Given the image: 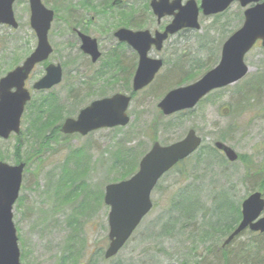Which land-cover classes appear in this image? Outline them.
Here are the masks:
<instances>
[{
	"label": "rangeland",
	"instance_id": "rangeland-1",
	"mask_svg": "<svg viewBox=\"0 0 264 264\" xmlns=\"http://www.w3.org/2000/svg\"><path fill=\"white\" fill-rule=\"evenodd\" d=\"M104 1L94 0L98 13L91 7L82 6L79 0L75 1V10L68 12L59 8L55 12L56 17L49 34L54 47L53 59L67 67L64 81L54 89L56 101L53 104L61 108V114L55 121L57 126H62L65 118L76 117L81 109L95 99L117 92H131L127 79L123 80L121 76L115 79L110 68L105 67L101 79L94 77L100 67L88 66V60L81 56V45H78L76 36L72 34V29L79 26L70 25L63 18H67L70 13L81 14L83 22H87V34L97 39L102 54L109 53L117 45L115 42L111 43L110 33L121 25L123 12L128 13V16L133 15L132 23L129 22V26H126L132 31L147 29L155 32L164 29L172 21L167 17L159 24L147 0H125V6L112 8L108 10L109 14H99L103 8L111 6L112 0H108L107 5ZM187 1L184 0V3ZM195 1L198 4L200 2ZM43 3L46 8L54 11V0H43ZM243 11L240 5L234 3L225 15L211 18L201 16L200 31L170 37L162 54L167 64L148 90L139 93L132 102L129 112L132 120L127 127L100 130L83 137L78 134L67 136L59 131L58 134L54 133L52 130L56 126L48 129L47 136L51 140L36 143L32 123L36 112L27 110L22 120V147L18 149L15 135L7 141L0 138V161L8 165L25 162L27 167L22 190L13 209L22 264H194L200 255L205 254L210 243L199 241L193 244L189 238L190 233L193 230L199 231V228L210 232L211 224L207 222L212 217L216 195L223 190L225 195H230L236 203L242 204L251 192L260 190L255 185L264 178V174L257 181L245 178L247 173L251 176L256 171H264V88L246 106L238 108V104H241L238 103L239 92L257 77L262 75L264 78V47L259 42L246 56L250 68L246 78L236 85L214 91L193 115L176 114L165 117L157 104L170 89L191 84L219 63L223 43L243 24ZM14 12L20 28L13 32L7 27H0V77L25 61L36 48L37 37L29 25L30 9L27 1L16 2ZM133 58L134 61L137 60L135 55ZM74 60L77 67L71 65ZM176 60H180L184 68L189 67V62L195 61L192 64L195 68L192 75L183 78L185 73L181 69L175 70L178 75L173 78L171 72L173 68L176 69ZM38 68L30 79L29 86L43 75V68ZM117 74L120 75L121 72ZM180 75L181 79H178ZM84 78L97 79V85L105 84V88L99 86L105 93L101 95L99 92L92 97L83 95L79 99L77 87ZM164 78H169L170 85L156 97L153 90ZM40 98L41 95L34 96L35 101ZM190 129H195L205 142V151L187 164L188 170L194 174L191 175L190 172L188 180L186 175L179 178L177 171L165 176L153 192V211L144 219L132 240L118 256L110 261L104 260L103 255L109 244L107 217L110 211L104 204L105 188L123 180L131 168H137L141 157L149 152L154 142H160L161 145L173 144L184 139ZM224 137L227 141L222 139ZM218 141L229 145L238 156L243 157L242 162L239 160L238 163L225 165L226 168L223 166L228 171V182L220 167L223 160H227L220 153L212 154V148ZM42 146L46 148L40 150ZM75 153L78 155L74 158ZM200 158H211V169L204 166L206 162L197 164L196 161ZM128 164H131L130 168ZM67 168L72 171L71 174H76L78 170L76 184L73 187L66 185L62 189L58 183L64 180V169ZM216 175L221 176L220 190L216 189V184L211 180L212 176L218 179ZM187 186L201 189L203 209L196 222L188 224V229L185 230L183 223L186 222L180 221L173 225L169 212H173L171 202L177 192ZM262 192L264 196V191ZM71 194L76 201H67ZM173 215L175 218L180 216L177 212ZM202 221L205 222L202 224ZM170 230L172 231L169 232ZM250 235L245 233L232 243L228 251L231 252L228 262L219 252L225 237L212 241L211 245L217 252L207 257L204 264H243L245 257L239 258L237 255ZM193 247L197 248L194 255Z\"/></svg>",
	"mask_w": 264,
	"mask_h": 264
},
{
	"label": "water",
	"instance_id": "water-1",
	"mask_svg": "<svg viewBox=\"0 0 264 264\" xmlns=\"http://www.w3.org/2000/svg\"><path fill=\"white\" fill-rule=\"evenodd\" d=\"M17 0H0V25L18 28L13 7ZM31 9L30 25L34 30L37 49L14 71L0 80V137L8 140L12 133L20 134L21 119L31 99V92L25 88L29 75L35 66L49 60L53 47L49 43V30L55 13L45 7L42 0H28ZM118 2V1H116ZM115 2V3H116ZM245 8L244 23L238 31L223 44L220 63L191 86L170 91L160 101L158 107L164 115L171 116L183 110H191L216 89L235 85L250 72L245 56L252 51L258 41L264 47V0H201L198 6L195 0H153L151 9L159 21L167 16L173 17L165 32L157 31L155 36L150 31H117L120 42L128 43L140 55L139 67L133 82L134 92L150 84L156 77L163 63L152 60L148 52L155 46L157 51L163 48L170 35L184 29L200 30L199 16L211 17L228 10L233 3ZM82 50L92 57L93 62L100 58L95 39L81 34ZM62 67L50 64L46 75L34 85L35 90H50L62 81ZM132 98L116 94L105 100H98L84 108L75 119H66L62 133L82 136L100 129L126 127L130 122L127 115ZM202 144V139L191 130L185 139L171 146L155 143L150 152L142 159L138 172L130 179L109 184L105 190V204L111 207L109 213V240L105 258L111 259L120 253L130 240L146 215L154 205L152 192L158 182L179 162L194 154ZM218 148L230 162H237L239 157L232 147L216 142ZM25 164L18 166L0 162V264H21L18 236L13 222V207L18 201L23 182ZM242 221L224 245L230 244L243 231L264 234V199L256 192L242 205Z\"/></svg>",
	"mask_w": 264,
	"mask_h": 264
},
{
	"label": "trees",
	"instance_id": "trees-1",
	"mask_svg": "<svg viewBox=\"0 0 264 264\" xmlns=\"http://www.w3.org/2000/svg\"><path fill=\"white\" fill-rule=\"evenodd\" d=\"M75 1L76 0H54V2L56 3L55 4L56 7H55L54 11L57 12L59 8H60V10L62 8L65 11L71 12L72 10H75L73 8H76V7H74V6H76ZM79 1H81L82 6L89 7V8L91 7L90 9H93L94 11H96L98 13L97 6L94 4V0H79ZM107 1L108 0L104 1L105 5H107ZM150 1L151 0H147L146 2H150ZM123 6H125V4H123ZM123 6H120L119 8H121ZM146 7H148V3L146 5ZM112 8H115V7H113L112 3H111V6H108L106 9L103 8L99 14H102V13L103 14H109L107 12H109L108 10H111ZM90 9H89V11H90ZM99 14L97 15L98 17H99ZM223 14L225 15L226 12L222 13V15ZM108 16H110V15H108ZM121 16H122V20H121L122 23L119 27L129 26V22L132 23V21H131V17L133 16L132 14L130 16H128V13L123 12V14ZM66 17L67 18H63V20L65 22L70 23V25L80 27V25L83 24L82 23L83 18H81V14L79 15V14H75V13L74 14L70 13L69 16H66ZM89 22H91V21H89ZM190 32H180L179 34L190 33ZM192 64L194 65L195 61H191L188 63V66L190 68L189 67L184 68L180 63L181 69L184 70V73H185L183 75L185 77H183V78H186V75H188V76L192 75V73H193L192 71H194V69H195ZM197 69H199V68H197ZM172 75L174 78L178 74L174 73ZM181 76L182 75H180L178 77V79H181ZM169 85H170L169 80L166 83H161L162 88H160L161 91L159 90L158 92L161 93V92L165 91ZM263 88H264V78L261 75V76L257 77L254 80V82H251L250 84H248V86L246 88L242 89L239 92L241 94H239L240 98H238V101H239L238 103H241V104H238V108H240L241 105L246 106L248 104L247 102L255 99V96H257L258 92L262 91ZM158 92L156 94H154L156 97H159ZM54 101L55 100H53V98H50L49 96H45V95L41 94L40 100L35 101V99L33 98L32 102L29 104V106L26 109V111L32 110L33 112H36L35 118L32 121L34 129H35V133H36L35 134L36 136H33V138L36 139L35 140L36 143H42L45 140H51V137L47 136L48 131L50 130L49 128L57 126L55 124V121L59 118L58 115L61 114L60 106H55V103L53 104ZM46 108H48L49 110H47ZM188 113H189L188 115H193L195 113V110L190 111ZM44 115H47V117ZM59 129H60V126H57L52 131L54 133L58 134ZM23 136L24 135L21 132L20 137L17 138L18 149H20V147H22L21 145H22ZM222 139L224 141H227L226 137H224ZM45 148H44V146H42L40 148V150H44ZM204 151H205V148L201 147V149L198 152H196L193 156H191L188 159H185L184 162L175 166L174 169L172 170V172L177 171L179 178L185 177V175L187 178V175L191 172L190 170H188L187 164L190 161L194 160L195 156H197V155L200 156ZM214 153H216V155L219 153L221 154L220 151L216 150L215 148L214 149L212 148V154H214ZM76 155H78V154L75 153L74 158L76 157ZM221 156L223 157L222 154H221ZM239 160L241 162L243 161V157L240 155H239ZM211 161H212L211 158H206V160L200 158L196 162H197V164L206 162V164L204 166L207 169H211V167H212ZM70 162H71V160L68 161V163H70ZM128 162L130 163V161H128ZM228 164H231V163L229 161L226 162L225 160H223L222 165L220 164V167L223 169V166L225 167V165H228ZM130 167H131V164H128V168H130ZM137 168L135 167V169H133V170L131 168V170L127 172L128 175H126L123 179L130 178L134 174V172L137 170ZM68 169L69 168L64 169V172H65L64 173L65 177L63 178L64 180L59 181L60 183H58L61 185L60 187L62 189H65L66 185H70L73 187L76 184L75 178H77L76 174H78V170H76V172H77L76 174L75 173L71 174L72 171L68 170ZM172 172H170V173H172ZM224 173L226 175L225 180L228 182L229 181V179L227 178L228 171H225L223 169V174ZM190 174L193 175L194 173L191 172ZM263 174H264L263 170L256 171L251 176L248 175V173H247L245 175V178H247V180L250 179L251 181H257L258 179H261V176ZM217 177H218V179H215V177L212 176L211 180H212V182H214L216 184V189L220 190V189H222V187L220 186L221 185L220 183L222 180L220 179V177H221L220 175H218V176L216 175V178ZM187 180H188V178H187ZM197 180H194V181L196 182ZM255 187L256 188L259 187L258 189H260L261 191H264V178L262 180H260V182H258L255 185ZM70 190H71V188H70ZM200 191H201V189H199V188L196 189L195 187L190 188L189 186H187L185 189L177 192V194L175 195V197L173 198V200L171 202L173 212H169V213H171L170 218L172 220L173 225L176 223H180V221L186 222V223H183V228L185 230H187L188 224L191 225V224L196 222L201 209H203L202 203H201V198H200V193H201ZM73 196L74 195L71 194V196L68 197L69 199L67 201L70 202V199H72L73 201H76V198H74ZM213 202L215 203V206H214L215 208L212 209V211H211L212 217H210L209 221L207 222L208 224L209 223L211 224L210 232H205L204 229L201 230L199 228V231L193 230L190 233L189 241L192 240L193 244H195L199 241L202 243H210L209 246H207L205 249V254L200 255V258L197 259L194 264H204L205 261L207 260V257H211L212 253H216L217 250H214L213 246L211 245V242L214 240L216 241V239L221 240L222 237H225L226 235H228V233H230L239 224L238 222L241 220V212H240V209H241L240 205L241 204L236 203L234 201V199L231 198L230 195H227V194L225 195L223 190H222L221 194L218 193L216 195V198H214ZM176 212L180 216L179 217L177 216L175 218V215H173V213H176ZM203 217L205 218V216H203ZM204 222L205 221H202V224ZM171 231L172 230H170L169 232H171ZM248 238H249L248 240L244 241L245 245L243 248H241V251L239 252L240 255L238 254L237 256L239 258L241 256L245 257L244 259H246V260L243 262V264H264V235L253 233ZM192 251H193V255H194L197 252V248L193 247ZM228 251H226L224 249H221L219 251L222 254V256L225 257L227 262L229 261V258L231 255V252L228 253ZM230 264H232V263L230 262Z\"/></svg>",
	"mask_w": 264,
	"mask_h": 264
},
{
	"label": "flooded vegetation",
	"instance_id": "flooded-vegetation-1",
	"mask_svg": "<svg viewBox=\"0 0 264 264\" xmlns=\"http://www.w3.org/2000/svg\"><path fill=\"white\" fill-rule=\"evenodd\" d=\"M19 1V0H18ZM17 1V2H18ZM23 1H25V0H23ZM27 1V3L29 4V9H30V3L28 2V0H26ZM169 18V17H168ZM30 19H31V14H30V17H29V25H30ZM17 21H18V24L20 25V22H19V20L17 19ZM163 21V20H162ZM162 21H158V23L160 24ZM83 24L82 25H80V27L79 28H73L72 29V34H74L75 36H76V39H77V42H78V45H81L80 46V53H81V56H83V58H85L86 60H88V63H89V65L88 66H90L91 68H93V67H100V69L97 71V73H96V75L94 76L95 78H99V79H101L103 76H104V71L106 70V68L105 67H107V68H110V70H111V73H112V76L115 78V79H117V77H119V76H121V77H123V80H126L127 79V84L129 85V88L131 89V92H129V93H127V94H125V93H120V92H117V94H122V95H125V96H128V97H131L132 98V101H134L135 100V98H136V96L139 94V93H142V92H144V91H146V90H148V88L151 86H148V88H144V89H142V90H139L138 92H134V86H133V82H134V79H135V77H136V72H137V69H138V67H139V59H140V55H139V53H137V51H134L133 50V48L128 44V43H121L119 40H118V38L116 37V33H117V31H119V30H122V29H127L128 30V28L126 27V26H124V27H118V28H116V30H113L114 32H111L110 34H111V43H117V45H115L114 47H112V49L109 51V53H107V54H102V52L100 51V44H98V41H97V39L96 38H94L93 36H90L89 34H87V32H86V30H85V27L87 26V22L86 21H84V22H82ZM88 23H89V21H88ZM4 27H8V26H4ZM3 27V28H4ZM30 27H31V25H30ZM167 27V25L164 27V29ZM9 28V27H8ZM90 28V27H89ZM91 29V28H90ZM164 29H161V30H157V31H161V32H163L164 31ZM130 30V29H129ZM16 31V30H15ZM15 31H13V32H15ZM136 31V30H135ZM140 31H142V30H140ZM149 31V30H148ZM157 31H155V32H152V31H150L151 32V35L154 37L155 36V34L157 33ZM182 32H190V31H188V30H186V31H182ZM81 34H83V35H86V36H88V37H91V38H93V39H95L96 41H97V44H98V51H99V53H100V58L96 61V62H93V59H92V57L91 56H89V55H87V54H85L84 53V51L82 50V41H81ZM174 37V36H173ZM170 38V37H169ZM168 42H165L164 43V45H163V48L161 49V50H158L157 51V49H156V47L155 46H153L151 49H150V51L148 52L149 54H148V57L150 58V59H152V60H156V61H158V60H161V62L163 63V66H162V68H161V70L166 66V64L167 63H165V60H164V58L162 57L163 55V53L165 52V46L166 45H168V43L170 42V39L169 40H167ZM35 50V49H34ZM34 50H33V52H34ZM53 54H54V51H53V53L49 56L50 58H49V60L48 61H46V62H43V64H39V66H41L42 68H43V70H44V73H43V75L41 76V77H39V79L34 83V85L37 83V82H39V80H41V78L44 76V74H46V67H48L49 66V64H54V65H56V66H61L62 67V71H63V81H64V75H65V70H66V66L64 67V64L62 63V62H57V61H55L54 59H53ZM133 55H135L136 56V61H134V58H133ZM75 62V60L74 61H72L71 62V65L72 66H74V67H77V63H74ZM74 63V64H73ZM175 64H176V69L175 68H173V73H176V74H178L176 71H180L181 70V66H180V61L179 60H176L175 61ZM19 65V64H18ZM17 65V66H18ZM16 66V67H17ZM39 66H37L36 68H35V70H34V72L32 73V75H31V77L34 75V73L37 71V69H39L38 67ZM16 67H14V68H16ZM161 70H159V72L157 73V75H156V77H155V79H154V81L155 80H157V78L160 76V72H161ZM176 70V71H175ZM95 72V71H94ZM117 72H121V74L120 75H118L117 74ZM74 73H75V70H74ZM172 73V72H171ZM172 73V74H173ZM128 78H129V82H128ZM121 80V79H120ZM169 80V78H164V79H162V80H160L159 81V83L157 84V86H156V88H154V90H153V95L154 94H156L159 90H160V88H162L161 87V83H166L167 81ZM62 81V82H63ZM95 81H97V79H94V80H92V78H84L83 79V82H81L79 85V87H77L78 88V94H79V99L80 98H82V96L84 95V96H94V95H97V93H99V92H101L100 94L101 95H103L105 92H104V90H102L101 88L105 85V84H103V83H100L99 85H97L96 84V82ZM153 81V82H154ZM62 82H61V84H62ZM120 82H123V81H120ZM152 82V83H153ZM61 84L60 85H58V86H56V87H54V88H52L51 89V91H47V92H42V91H40V92H42V93H49L50 95H52L53 96V98L55 97V88H57V87H60L61 86ZM101 88H100V87ZM154 86V87H155ZM103 88H105V87H103ZM175 88H177V87H175ZM175 88H172V89H170V90H173V89H175ZM153 89V88H152ZM106 91V90H105ZM161 91V90H160ZM168 92H170V91H168ZM159 94L158 95H160V92H158ZM90 94V95H89ZM99 94V95H100ZM116 94H113V95H110V96H105V97H103V98H101V99H105V98H110V97H113V96H115ZM78 97V96H77ZM75 99H76V95H75V97H74ZM101 99H95L93 102H95L96 100H101ZM54 100H56L55 98H54ZM92 102V103H93ZM247 233H249L248 231H247ZM239 239V238H238ZM234 243V242H233ZM230 246V245H229ZM229 246H226V247H224V245H222L221 246V249H224V250H226V251H228L229 250ZM221 249H219V250H221ZM100 259V258H99Z\"/></svg>",
	"mask_w": 264,
	"mask_h": 264
}]
</instances>
